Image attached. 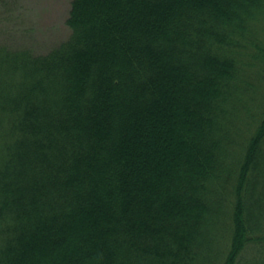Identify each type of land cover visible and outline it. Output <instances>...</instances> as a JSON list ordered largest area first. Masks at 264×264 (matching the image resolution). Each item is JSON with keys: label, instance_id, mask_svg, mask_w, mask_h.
I'll use <instances>...</instances> for the list:
<instances>
[{"label": "trees", "instance_id": "obj_1", "mask_svg": "<svg viewBox=\"0 0 264 264\" xmlns=\"http://www.w3.org/2000/svg\"><path fill=\"white\" fill-rule=\"evenodd\" d=\"M67 26L0 44V264H264V0H73Z\"/></svg>", "mask_w": 264, "mask_h": 264}, {"label": "rangeland", "instance_id": "obj_2", "mask_svg": "<svg viewBox=\"0 0 264 264\" xmlns=\"http://www.w3.org/2000/svg\"><path fill=\"white\" fill-rule=\"evenodd\" d=\"M73 0H0V44L12 50L46 54L70 37L67 26ZM260 39L264 42V31ZM256 88L263 81L253 80ZM264 89V88H263ZM259 90V89H258Z\"/></svg>", "mask_w": 264, "mask_h": 264}]
</instances>
